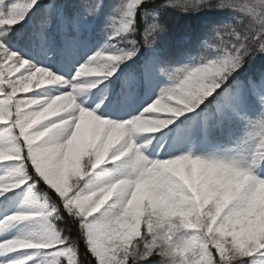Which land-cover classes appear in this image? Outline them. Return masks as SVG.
<instances>
[{
	"label": "snow or ice",
	"instance_id": "6c2138e0",
	"mask_svg": "<svg viewBox=\"0 0 264 264\" xmlns=\"http://www.w3.org/2000/svg\"><path fill=\"white\" fill-rule=\"evenodd\" d=\"M0 264H264V0H0Z\"/></svg>",
	"mask_w": 264,
	"mask_h": 264
},
{
	"label": "trees",
	"instance_id": "16d2710c",
	"mask_svg": "<svg viewBox=\"0 0 264 264\" xmlns=\"http://www.w3.org/2000/svg\"><path fill=\"white\" fill-rule=\"evenodd\" d=\"M71 2L87 5L97 2V0H71ZM190 23L191 22L186 20L185 18L177 16L171 21V26L176 33H181L189 26Z\"/></svg>",
	"mask_w": 264,
	"mask_h": 264
}]
</instances>
